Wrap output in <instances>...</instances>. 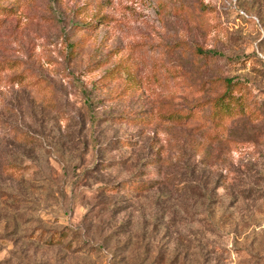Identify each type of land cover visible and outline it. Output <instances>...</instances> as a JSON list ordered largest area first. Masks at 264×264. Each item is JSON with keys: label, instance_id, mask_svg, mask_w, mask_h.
<instances>
[{"label": "rangeland", "instance_id": "rangeland-1", "mask_svg": "<svg viewBox=\"0 0 264 264\" xmlns=\"http://www.w3.org/2000/svg\"><path fill=\"white\" fill-rule=\"evenodd\" d=\"M257 51L264 0H0V264H264ZM120 64L130 73L94 90ZM217 78L249 87L244 115L205 133L210 107L189 125L161 119L213 98ZM15 161L22 177L4 171Z\"/></svg>", "mask_w": 264, "mask_h": 264}, {"label": "trees", "instance_id": "trees-1", "mask_svg": "<svg viewBox=\"0 0 264 264\" xmlns=\"http://www.w3.org/2000/svg\"><path fill=\"white\" fill-rule=\"evenodd\" d=\"M74 27L75 30L79 32L86 31L88 36L94 31L96 26L95 24L83 22L82 24H76ZM86 39L87 38H84L81 43L79 42L78 44H72L71 52L73 54V58L78 57L82 49H84V47L88 43V41L86 42ZM183 47H184L183 45L175 44L174 46L169 47L168 50L173 52L174 49H180ZM185 51H188V48L187 50L184 49V52ZM193 53L200 58H206V59L224 57L223 54L219 51L205 50L200 46H197L193 51ZM90 65H93L90 71L94 72L96 71V69L101 67L103 63L101 62L98 63L96 61L91 63ZM126 71L130 73V71L126 67H121V64L118 66L117 69L115 68L110 69L103 78L99 79L95 83L94 90L100 91L107 89L111 85L113 80L123 76ZM215 82L218 85L219 92H217V94L213 98L200 100L193 104H188L187 107L182 109L166 110L165 112L161 113L160 116L161 119L164 120L165 122H169L178 126L189 125L193 121L199 119L201 113L210 107L211 114L209 117L204 118L206 123L204 122V124L201 126L202 129H204V133H205L206 128L208 126V122H211L212 126L215 129L220 130L225 121L229 119H235L240 115H244L247 109L251 105V100H250L251 91L249 87L241 80L239 79L236 80L234 78L233 79L217 78ZM220 89L222 90L220 91ZM85 96L89 106L95 104L94 97H92L91 92H85ZM92 119L95 121L99 120V118H96L95 116H92ZM115 119L126 122L130 121L126 116L115 117ZM136 121L144 125L150 123L147 120V118H142L141 120H136ZM198 131H200V129ZM24 137L25 138L23 140L26 142L35 141L34 140L35 138L33 136H30L29 134L24 135ZM23 170H24V166L16 161L4 166V171L14 176L19 175V177H22ZM125 187L131 188L134 191L143 192L146 191L147 189H151L152 184L135 180L130 184H126ZM43 236H45V234ZM65 240H66V234L61 232L58 235L57 233L53 234L50 238H48V240H46V243L51 245L63 244Z\"/></svg>", "mask_w": 264, "mask_h": 264}, {"label": "built area", "instance_id": "built-area-1", "mask_svg": "<svg viewBox=\"0 0 264 264\" xmlns=\"http://www.w3.org/2000/svg\"><path fill=\"white\" fill-rule=\"evenodd\" d=\"M258 56L260 57V59H262L264 61V53L257 51Z\"/></svg>", "mask_w": 264, "mask_h": 264}]
</instances>
